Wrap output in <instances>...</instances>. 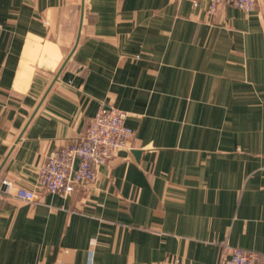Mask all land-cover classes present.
Instances as JSON below:
<instances>
[{
  "label": "crops",
  "instance_id": "crops-1",
  "mask_svg": "<svg viewBox=\"0 0 264 264\" xmlns=\"http://www.w3.org/2000/svg\"><path fill=\"white\" fill-rule=\"evenodd\" d=\"M102 104L128 112L129 146L95 183L41 190ZM228 246L264 264L263 1L0 0V264H218Z\"/></svg>",
  "mask_w": 264,
  "mask_h": 264
},
{
  "label": "built area",
  "instance_id": "built-area-1",
  "mask_svg": "<svg viewBox=\"0 0 264 264\" xmlns=\"http://www.w3.org/2000/svg\"><path fill=\"white\" fill-rule=\"evenodd\" d=\"M191 1L195 6L200 3V0ZM223 2L249 12L259 0H208V11L214 13ZM128 116L126 110L102 104L81 138L52 150L47 156L38 170L40 189L69 194L78 183H95L98 167L111 160L119 150L127 148L134 136V129L127 123ZM4 184L8 188L13 187V183L8 180H4ZM17 196L28 201L39 199L36 191L22 188L18 190ZM226 248L218 264H258V252L240 246Z\"/></svg>",
  "mask_w": 264,
  "mask_h": 264
},
{
  "label": "water",
  "instance_id": "water-1",
  "mask_svg": "<svg viewBox=\"0 0 264 264\" xmlns=\"http://www.w3.org/2000/svg\"><path fill=\"white\" fill-rule=\"evenodd\" d=\"M263 1V3H264V0H262ZM76 168H77V166H76Z\"/></svg>",
  "mask_w": 264,
  "mask_h": 264
}]
</instances>
